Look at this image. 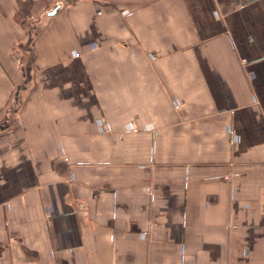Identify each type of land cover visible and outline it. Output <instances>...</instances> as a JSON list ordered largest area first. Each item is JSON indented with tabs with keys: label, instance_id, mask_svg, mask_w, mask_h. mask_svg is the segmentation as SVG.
Returning a JSON list of instances; mask_svg holds the SVG:
<instances>
[{
	"label": "crops",
	"instance_id": "0c3cea01",
	"mask_svg": "<svg viewBox=\"0 0 264 264\" xmlns=\"http://www.w3.org/2000/svg\"><path fill=\"white\" fill-rule=\"evenodd\" d=\"M0 264H264V0H0Z\"/></svg>",
	"mask_w": 264,
	"mask_h": 264
},
{
	"label": "trees",
	"instance_id": "16d2710c",
	"mask_svg": "<svg viewBox=\"0 0 264 264\" xmlns=\"http://www.w3.org/2000/svg\"><path fill=\"white\" fill-rule=\"evenodd\" d=\"M32 6H33L32 7V11H35L37 9L43 8L44 7V4H42L40 1H36V2L33 3ZM37 6H39V7H37Z\"/></svg>",
	"mask_w": 264,
	"mask_h": 264
},
{
	"label": "built area",
	"instance_id": "2783aa9c",
	"mask_svg": "<svg viewBox=\"0 0 264 264\" xmlns=\"http://www.w3.org/2000/svg\"><path fill=\"white\" fill-rule=\"evenodd\" d=\"M64 160H67L66 158H64Z\"/></svg>",
	"mask_w": 264,
	"mask_h": 264
}]
</instances>
